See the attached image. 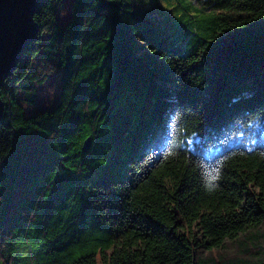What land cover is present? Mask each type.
<instances>
[{
	"label": "trees",
	"instance_id": "obj_1",
	"mask_svg": "<svg viewBox=\"0 0 264 264\" xmlns=\"http://www.w3.org/2000/svg\"><path fill=\"white\" fill-rule=\"evenodd\" d=\"M154 2L34 14L0 88V264H264V0Z\"/></svg>",
	"mask_w": 264,
	"mask_h": 264
},
{
	"label": "water",
	"instance_id": "obj_2",
	"mask_svg": "<svg viewBox=\"0 0 264 264\" xmlns=\"http://www.w3.org/2000/svg\"><path fill=\"white\" fill-rule=\"evenodd\" d=\"M46 0H0V88L18 62L21 61L28 46L37 41L39 27L33 16ZM4 104L0 98V120ZM90 141H86V152Z\"/></svg>",
	"mask_w": 264,
	"mask_h": 264
},
{
	"label": "rangeland",
	"instance_id": "obj_3",
	"mask_svg": "<svg viewBox=\"0 0 264 264\" xmlns=\"http://www.w3.org/2000/svg\"><path fill=\"white\" fill-rule=\"evenodd\" d=\"M72 0H60V6L56 15L55 25L58 27L63 26L71 17L70 8H71ZM164 3L154 2V0H139V7L143 8L147 13L156 17L157 19H161V14L164 12ZM48 36L45 33H42L40 36V40L42 43H46ZM40 57L37 55L32 63V69L38 63ZM59 92H60V80H59V73L52 74L47 77L46 81L43 84L36 85V98L32 105L24 104L18 100L24 110V115L26 117L32 116L38 110H52L59 101ZM261 122V121H260ZM258 124V123H257ZM251 126L250 129L252 131H258L260 126L264 124L261 122L257 125ZM248 128V130H250ZM251 132V131H250ZM252 133V132H251ZM29 253L28 249L22 251V254L26 255ZM23 255V256H24Z\"/></svg>",
	"mask_w": 264,
	"mask_h": 264
}]
</instances>
